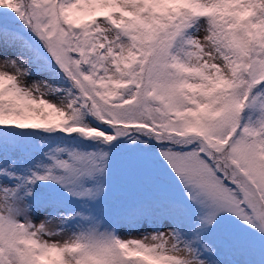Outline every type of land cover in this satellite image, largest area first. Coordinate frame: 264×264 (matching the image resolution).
Segmentation results:
<instances>
[{"label":"snow or ice","instance_id":"6c2138e0","mask_svg":"<svg viewBox=\"0 0 264 264\" xmlns=\"http://www.w3.org/2000/svg\"><path fill=\"white\" fill-rule=\"evenodd\" d=\"M0 264H264V0H0Z\"/></svg>","mask_w":264,"mask_h":264}]
</instances>
